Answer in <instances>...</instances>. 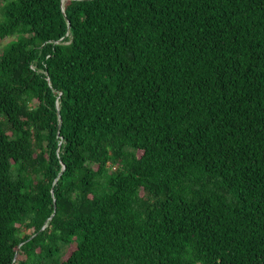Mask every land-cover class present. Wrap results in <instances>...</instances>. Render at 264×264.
<instances>
[{"label":"trees","instance_id":"obj_1","mask_svg":"<svg viewBox=\"0 0 264 264\" xmlns=\"http://www.w3.org/2000/svg\"><path fill=\"white\" fill-rule=\"evenodd\" d=\"M0 1V264H264V0Z\"/></svg>","mask_w":264,"mask_h":264},{"label":"rangeland","instance_id":"obj_2","mask_svg":"<svg viewBox=\"0 0 264 264\" xmlns=\"http://www.w3.org/2000/svg\"><path fill=\"white\" fill-rule=\"evenodd\" d=\"M1 5H2V2L0 1V7H1ZM0 15H1V8H0ZM10 40H12L11 38H6V39H4V40H2L1 42H0V51L3 49V47L10 41ZM18 258L20 259V258H22V256H18Z\"/></svg>","mask_w":264,"mask_h":264},{"label":"water","instance_id":"obj_3","mask_svg":"<svg viewBox=\"0 0 264 264\" xmlns=\"http://www.w3.org/2000/svg\"><path fill=\"white\" fill-rule=\"evenodd\" d=\"M64 2H65V0H63V1H62L63 10H65V7H64Z\"/></svg>","mask_w":264,"mask_h":264}]
</instances>
